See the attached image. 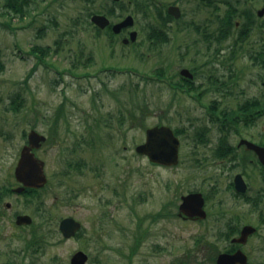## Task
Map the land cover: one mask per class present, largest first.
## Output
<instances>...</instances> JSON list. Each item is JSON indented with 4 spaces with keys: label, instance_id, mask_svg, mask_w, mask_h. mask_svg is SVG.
<instances>
[{
    "label": "rangeland",
    "instance_id": "obj_1",
    "mask_svg": "<svg viewBox=\"0 0 264 264\" xmlns=\"http://www.w3.org/2000/svg\"><path fill=\"white\" fill-rule=\"evenodd\" d=\"M111 1L32 0L24 18L1 14L0 8V264H20L21 235L30 227L16 223L19 213L30 214L35 223L46 218L49 225L50 242L37 264H70L80 249L89 254L87 264H171L203 233L227 248L224 222L236 213L258 227L244 250L252 264H264V218L227 187L234 165L227 161L229 171L224 161L211 157L209 141L194 140L196 114L205 110L189 94H175L167 80L153 77L165 70L180 82L177 70L194 65L188 47L195 38L192 26H169V41L153 43L143 8L120 0L114 5L127 6L138 31L135 42L124 44L122 35H97L90 20ZM34 46L49 48L45 60L32 51ZM76 53H81L80 63L74 67ZM14 98L19 110L12 109ZM60 110V119L67 121L54 136ZM100 120L109 126L97 127ZM162 122L183 130L180 162L174 166L153 164L135 149L145 140L146 126ZM32 128L48 136L38 156L49 181L34 199L5 194L19 184L15 167ZM221 168L223 185L217 193L210 177ZM248 172L252 189L262 184L258 170L249 167ZM193 190L209 195L203 221L178 215L181 195ZM42 207L51 210L50 217ZM66 216L82 224L72 237L60 229ZM136 233L141 242L132 253Z\"/></svg>",
    "mask_w": 264,
    "mask_h": 264
},
{
    "label": "flooded vegetation",
    "instance_id": "obj_2",
    "mask_svg": "<svg viewBox=\"0 0 264 264\" xmlns=\"http://www.w3.org/2000/svg\"><path fill=\"white\" fill-rule=\"evenodd\" d=\"M119 3L120 0H112L105 10L95 13L109 18L106 26H114L130 15L133 23L126 26H137L135 16L127 11V6L121 9L114 5ZM130 4L143 8L147 17L144 26L149 30L159 28L161 36L165 37L158 39L161 43L169 41L166 36L169 26H192L195 38L187 46L192 50L194 65H182L177 70L180 82L173 81L176 74L165 70L160 72L159 78L167 80L175 94L182 92L192 96L196 107L205 110L196 114L199 128L194 131V140L198 143L209 141L211 157L224 161L229 171L231 163L234 165L227 187L234 191L235 198L242 196L250 206L257 204L259 215L264 218V162L261 159L264 149V0H129L128 6ZM132 30V27H124L119 36L122 35L121 39L128 37ZM158 40L150 38L153 43ZM166 54L168 56V51ZM253 69L256 72L251 74ZM85 73L88 74L84 72L81 76H86ZM61 114V110L55 114L54 136L58 135V125L67 121L60 119ZM145 115L147 118V111ZM100 125L109 126L103 120L97 121L96 126ZM181 131L178 130L179 136ZM96 138L95 134L89 137L92 143ZM41 148L33 149L36 155ZM249 167L262 175V184L253 189ZM221 170L211 171V187L217 193L223 185ZM237 178L247 185L244 193L236 187ZM244 221H247L244 215L236 213L224 222L223 235L230 233L229 252L239 248L244 250L247 241L258 232L250 234L245 242H234L248 224Z\"/></svg>",
    "mask_w": 264,
    "mask_h": 264
},
{
    "label": "water",
    "instance_id": "obj_3",
    "mask_svg": "<svg viewBox=\"0 0 264 264\" xmlns=\"http://www.w3.org/2000/svg\"><path fill=\"white\" fill-rule=\"evenodd\" d=\"M92 20L101 28H105L110 22L102 14H95ZM133 23V17L130 15L123 21L112 26L115 33H120L126 25ZM137 31H132L130 38H124V42L135 40ZM47 139L46 135L36 129L29 133V143L26 144L22 151L15 168V175L18 181L22 182L21 186L15 188L16 191L22 192L26 187L39 188L44 186L48 177L45 172V161L38 158L33 152V148L40 147L42 142ZM180 139L168 125H155L147 129V141L137 145L136 150L141 154H147L151 162L161 165H174L179 162ZM264 162V149L263 158ZM236 187L244 191L247 187L243 179L237 178ZM205 198L201 192H191L182 196V202L179 206L180 215L189 217L205 218L207 211L205 209ZM33 218L29 214H19L16 218L17 224H31ZM81 227V222L74 217H64L60 222V229L64 236H73ZM256 230V227L247 224L243 227L241 235L233 239L234 242H245L248 236ZM89 255L83 251H76L71 257V264H86ZM219 264H247L248 256L242 249L234 253L222 252L217 257Z\"/></svg>",
    "mask_w": 264,
    "mask_h": 264
},
{
    "label": "trees",
    "instance_id": "obj_4",
    "mask_svg": "<svg viewBox=\"0 0 264 264\" xmlns=\"http://www.w3.org/2000/svg\"><path fill=\"white\" fill-rule=\"evenodd\" d=\"M31 4L32 0H0V8L2 9L1 14L5 15H16L19 16L20 18H24L27 16L31 10ZM7 24V21H5ZM11 27V26H9ZM95 30L97 32V35H99L101 32H103V29L95 26ZM157 30V29H156ZM107 36L109 38L115 39L116 35L114 32L111 30V27L109 26L105 30ZM153 32H157V39L160 38H165L164 36H161L159 31L153 30ZM156 34H153L154 36ZM151 36V37H152ZM48 47H38L34 46L32 48V51L35 53L39 54V57L41 60H45V56L48 54ZM81 54V53H80ZM79 53H76L74 60H73V66L75 67L78 64H75V62L80 63L78 57L80 56ZM20 102L16 101V98L12 101V109L14 110H19L20 108ZM135 117V115H134ZM139 119H142L141 116H137V121ZM142 121V120H140ZM11 190H8L5 192V194H9ZM40 190L39 189H27L25 195L31 197V198H36L39 195ZM2 199V198H0ZM173 203V202H170ZM169 203V204H170ZM257 205V204H256ZM255 205V206H256ZM40 210V206L38 207ZM43 213L44 210L47 211V216L50 217L51 210L46 209L45 207H42ZM166 209H168V206H166ZM50 211V212H48ZM160 212L153 217L160 216ZM173 214H175L172 211ZM44 214H40V216H43ZM46 218H43V220L40 223H35V221L29 226L30 230L25 232L24 234L21 235L23 246L21 249V260L20 264H37V260L40 258L41 254H43L46 250V247L49 245L50 242V236H49V230H48V224L45 221ZM141 224V222L139 223ZM230 233H227L226 235L224 234L225 239H229ZM141 242V237L139 233L135 234V243L134 246H132V253L135 252V249L140 245ZM220 248L218 246V242L216 238H212V235L209 237L208 234H202L198 235L195 243L193 246L188 247L184 253L179 255L176 259H174L171 264H215L216 263V257L217 254L219 253ZM4 264H17L14 260H9L5 262Z\"/></svg>",
    "mask_w": 264,
    "mask_h": 264
}]
</instances>
